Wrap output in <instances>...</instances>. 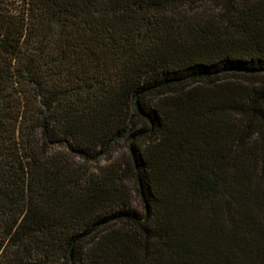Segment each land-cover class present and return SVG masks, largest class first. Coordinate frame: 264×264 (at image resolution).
<instances>
[{
    "label": "trees",
    "instance_id": "obj_1",
    "mask_svg": "<svg viewBox=\"0 0 264 264\" xmlns=\"http://www.w3.org/2000/svg\"><path fill=\"white\" fill-rule=\"evenodd\" d=\"M0 264H264V0H0Z\"/></svg>",
    "mask_w": 264,
    "mask_h": 264
}]
</instances>
